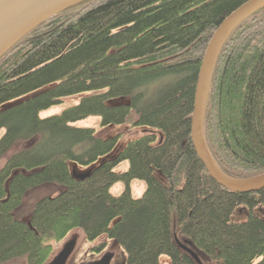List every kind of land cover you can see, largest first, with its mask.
<instances>
[{
  "label": "trees",
  "instance_id": "trees-1",
  "mask_svg": "<svg viewBox=\"0 0 264 264\" xmlns=\"http://www.w3.org/2000/svg\"><path fill=\"white\" fill-rule=\"evenodd\" d=\"M247 0H84L39 23L0 57V264H44L74 229L116 241L125 264H264V188L236 192L208 174L190 136L198 71L218 24ZM81 95L60 112H40ZM147 127L120 133L75 121ZM228 175L264 173V7L218 56L203 122ZM127 161L126 169L116 168ZM145 182L140 196L130 184ZM117 182L125 186L114 195ZM39 198L27 220L14 211ZM105 241L93 249L100 252Z\"/></svg>",
  "mask_w": 264,
  "mask_h": 264
},
{
  "label": "water",
  "instance_id": "water-1",
  "mask_svg": "<svg viewBox=\"0 0 264 264\" xmlns=\"http://www.w3.org/2000/svg\"><path fill=\"white\" fill-rule=\"evenodd\" d=\"M84 0H0V57L26 33L50 16ZM264 7V0H247L221 20L210 37L197 75L190 136L194 151L210 177L225 189L251 192L264 188V173L237 178L226 174L212 157L203 133V122L214 68L231 32ZM73 241L66 243L49 264H66ZM90 264H108V257Z\"/></svg>",
  "mask_w": 264,
  "mask_h": 264
},
{
  "label": "rangeland",
  "instance_id": "rangeland-1",
  "mask_svg": "<svg viewBox=\"0 0 264 264\" xmlns=\"http://www.w3.org/2000/svg\"><path fill=\"white\" fill-rule=\"evenodd\" d=\"M80 96L81 95H74L66 97L63 99V102L61 104L55 105L47 110L41 111L40 115L47 116L50 114L58 113L67 105L71 103H76L79 100ZM5 105L6 104L0 105V110L4 108ZM74 124L77 126L94 127L95 134L100 137H108L115 133H120L118 143L113 151H116L118 148H121L128 140L137 137L144 131L148 130L147 127H131L129 124H111L108 126H102L100 124L99 116H88L75 121ZM23 145L24 144L22 143L15 144L9 150V152H7L0 159V166L4 163L6 158L13 151L19 150L23 147ZM127 165V161H124L116 168V171H122L126 169ZM124 186L125 185L122 182H117L111 187L110 191L112 194L117 195L123 190ZM59 188L60 187H58V185L44 184L29 189L26 192L21 204L15 209V215L20 219L27 220L30 217L35 202L41 197L56 193ZM130 188L133 196H140L145 189V182L143 180L135 179L131 182ZM70 241H73L74 243L72 246L71 253L66 260V264H90L95 261H98L104 255L108 257V264H125L124 252L116 241L106 239L105 236H101L94 241H87L84 238V235L80 229H74L67 235L66 238H64L60 242L52 243L53 251L51 252L50 256L44 264H49L57 255V253L61 250V248ZM102 241H105L106 246L100 252H98L96 249H93L95 245H98ZM168 261V257L162 255L160 257L159 264H167ZM3 264H24V260L22 258H15Z\"/></svg>",
  "mask_w": 264,
  "mask_h": 264
},
{
  "label": "flooded vegetation",
  "instance_id": "flooded-vegetation-1",
  "mask_svg": "<svg viewBox=\"0 0 264 264\" xmlns=\"http://www.w3.org/2000/svg\"><path fill=\"white\" fill-rule=\"evenodd\" d=\"M123 264V263H122Z\"/></svg>",
  "mask_w": 264,
  "mask_h": 264
}]
</instances>
